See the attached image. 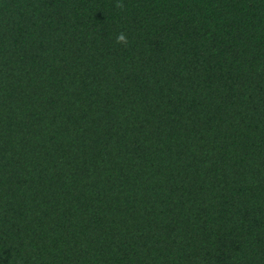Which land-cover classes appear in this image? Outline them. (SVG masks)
I'll use <instances>...</instances> for the list:
<instances>
[{"label":"trees","instance_id":"16d2710c","mask_svg":"<svg viewBox=\"0 0 264 264\" xmlns=\"http://www.w3.org/2000/svg\"><path fill=\"white\" fill-rule=\"evenodd\" d=\"M0 264H264V0H0Z\"/></svg>","mask_w":264,"mask_h":264},{"label":"clouds","instance_id":"9594fccd","mask_svg":"<svg viewBox=\"0 0 264 264\" xmlns=\"http://www.w3.org/2000/svg\"><path fill=\"white\" fill-rule=\"evenodd\" d=\"M118 39L122 41L124 37L121 35L120 37H118Z\"/></svg>","mask_w":264,"mask_h":264}]
</instances>
